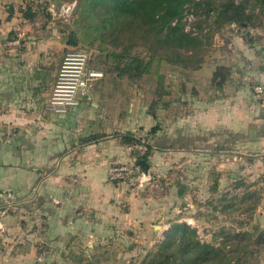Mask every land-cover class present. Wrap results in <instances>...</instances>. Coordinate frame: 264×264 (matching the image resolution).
<instances>
[{
	"label": "crops",
	"instance_id": "obj_1",
	"mask_svg": "<svg viewBox=\"0 0 264 264\" xmlns=\"http://www.w3.org/2000/svg\"><path fill=\"white\" fill-rule=\"evenodd\" d=\"M29 1L0 0V191L14 194L8 210L0 203V264H108L94 257L114 244L124 247L125 230L142 236L159 227L162 235L173 223L195 224L202 216L196 213L202 193L191 196L183 185L172 196L154 199L144 190L127 192L121 183L109 181L108 169L112 161L126 162L134 154L123 135L138 137L158 125L149 135L151 181H171L170 170L180 162L190 181L198 173L208 175V160L212 164L218 152L203 145L207 138L200 132L204 126H220L214 107L219 103L213 102L207 114L177 117L174 124L166 112L161 126L156 114L139 107L122 116L113 100L92 91L90 100L68 114L51 115L45 104L57 68L44 61L50 49L38 27L35 36H28L34 23L21 11L38 4ZM190 105L196 111L201 103L191 99ZM247 120L252 122L248 112ZM92 136L97 138L82 142ZM254 137L248 140L256 142ZM180 138L183 144L175 145ZM203 176L197 181L208 196L212 189ZM132 240L139 242V237ZM43 249L49 254L40 263L36 259Z\"/></svg>",
	"mask_w": 264,
	"mask_h": 264
},
{
	"label": "rangeland",
	"instance_id": "obj_2",
	"mask_svg": "<svg viewBox=\"0 0 264 264\" xmlns=\"http://www.w3.org/2000/svg\"><path fill=\"white\" fill-rule=\"evenodd\" d=\"M37 1V17L28 36L31 32L35 36L34 28L38 27V36L44 38L46 47L49 45L46 49L51 50L48 51L44 61L56 66L57 75L67 52L78 48L88 50L90 67L104 73V77L98 81L93 91H101L109 100H113L117 106L115 108L121 110L122 116L128 114L130 107L133 110L139 107L141 111L145 109L147 113L156 114L159 125L163 126L166 112L174 120L172 121L174 124L177 117L187 120L197 113L207 114L213 102L219 103L214 107L219 109L221 115L220 126L213 128L204 126L201 128L204 132H200V136L204 135L207 138L203 145L218 152L212 164V161L208 160L206 170L208 175L204 172L198 173L196 178L190 181L186 175L184 176V165L180 162L170 170L171 181H155L154 185L152 183L148 185L146 182L141 188L134 184H121L125 186L127 192L144 190L142 193L145 196L154 199L172 196L175 189L183 185L187 188V194L191 192V196L202 193L196 209V213H201L202 216L195 224L186 223V225L196 228L200 239L204 242L218 246L222 243L226 244L225 249L234 264H264V229L261 228L264 225L262 223L264 221V155H261L264 153V23L258 24L264 19V13L262 14L256 6V0H242L245 1L246 9L248 7V13L252 14V22L256 26L236 24L223 25L220 28L210 26L204 45L198 50L200 51L198 56L203 58V63L200 69L198 68L200 71L185 69L154 58L148 68L149 72L138 79L120 76L113 70L116 61L106 56L112 49L106 40L96 38L91 31H87L86 34L79 32L78 13L81 0ZM224 1L214 0V3L218 6V3ZM233 1L241 2V0ZM29 2L36 4V0ZM186 14H192L194 20L189 25V31H192L190 29L193 27L196 34L199 28H208L213 18L203 22L202 16L190 11ZM186 25H188L187 21L185 27ZM69 39H76L77 44L75 46L68 44ZM136 50L147 60L153 52L149 43L139 44ZM155 51L162 52L159 46ZM218 67H222L221 72L227 79L221 88L216 87L212 81V74ZM155 72L163 77L164 95L160 99L155 95L158 82L153 74ZM191 99H197L201 103L196 111L191 105L189 106ZM154 101L157 103L154 104ZM247 112L250 113L251 123L247 120ZM51 115L57 116L54 113ZM213 132L214 139H211ZM184 133L185 131L182 132ZM142 134L137 138L145 137L150 142L151 133ZM218 134L219 136L215 137ZM178 135L180 137V134ZM230 135L234 137L230 138ZM250 136L254 137L256 142H250L248 140ZM181 139L176 140L175 145L183 144ZM226 139H228L227 143ZM216 141H219L217 146ZM203 174L205 180L206 177L209 178L206 188L212 189V193L208 196L203 194V189L199 187L197 181ZM204 182L202 185L205 187ZM246 193L247 198H242ZM163 223L164 220L157 221L156 225ZM254 225L256 228H253ZM160 229L156 227L155 233L142 236L129 234L127 233L129 230H125L124 239L129 244L121 248L119 246L118 249L114 248L118 246L114 244V247L107 248L104 254L100 251L101 254L95 255L94 259L95 261L106 259L108 264H141L146 255L155 252L157 245L165 239L168 231L160 235ZM238 233L242 234L236 239ZM136 237H139V242L132 240ZM236 248L240 249L238 253L235 252ZM79 257L83 258V253ZM85 258L88 259V256ZM78 264L85 262L79 260Z\"/></svg>",
	"mask_w": 264,
	"mask_h": 264
},
{
	"label": "trees",
	"instance_id": "obj_3",
	"mask_svg": "<svg viewBox=\"0 0 264 264\" xmlns=\"http://www.w3.org/2000/svg\"><path fill=\"white\" fill-rule=\"evenodd\" d=\"M255 3L261 13H264V0H256ZM37 8L38 6L35 9L27 6L21 11L23 18L34 23ZM188 11L202 16L203 22L213 17L208 28L205 27V32V28L198 27L197 34L185 31L184 18ZM78 16L79 32L86 34L91 31L96 38L106 40L112 47L106 56L116 61L113 70L120 76L134 79L149 72L148 68L154 58L185 69H198L203 63V58L198 56V50L204 45L212 25L217 28L228 24L256 26L252 22V14L248 13V7L246 9L245 1L242 0L239 3L225 0L218 3V6L214 0H81ZM261 23H264V19L258 24ZM146 43L151 44L153 49L148 60L136 50L139 44ZM68 44L75 46L77 41L69 39ZM158 46L161 53L155 51ZM221 68H216L212 74V81L218 88L227 80ZM153 74L158 79L155 95L160 99L164 95L163 77L156 72ZM157 129V126L151 128L150 133H155ZM233 137L234 135H230V138ZM96 138L88 137L82 139V142L88 143ZM121 140L132 147L139 143L137 137L129 135H123ZM148 149L142 159L149 163L151 143ZM242 198H247V193ZM241 234H236V239ZM225 248L224 243L218 246L202 241L196 228L185 223H173L165 239L157 245L156 251L148 253L141 264H234ZM239 250L236 248L235 252L238 253Z\"/></svg>",
	"mask_w": 264,
	"mask_h": 264
},
{
	"label": "built area",
	"instance_id": "obj_4",
	"mask_svg": "<svg viewBox=\"0 0 264 264\" xmlns=\"http://www.w3.org/2000/svg\"><path fill=\"white\" fill-rule=\"evenodd\" d=\"M187 13V12H186ZM185 13V14H186ZM212 13V12H211ZM187 21L185 31H189V25L193 22L192 14H186ZM190 30L195 34V29ZM90 53L83 48L72 49L67 52L59 67L53 82L49 97L45 104V110L49 113L62 116L77 108L82 101L90 100L95 85L104 77L101 70L90 67ZM139 143L134 147V154L126 162L114 160L108 169V180L115 183L134 184L141 188L148 183L156 184L155 181L143 171L138 161L148 153L150 142L145 137H139ZM14 194L11 191L0 192L2 209L8 210L12 206ZM49 253L41 251L37 257L38 262H43Z\"/></svg>",
	"mask_w": 264,
	"mask_h": 264
},
{
	"label": "water",
	"instance_id": "obj_5",
	"mask_svg": "<svg viewBox=\"0 0 264 264\" xmlns=\"http://www.w3.org/2000/svg\"><path fill=\"white\" fill-rule=\"evenodd\" d=\"M138 164L141 166L143 171L147 172L149 170V163L143 159L138 161Z\"/></svg>",
	"mask_w": 264,
	"mask_h": 264
}]
</instances>
